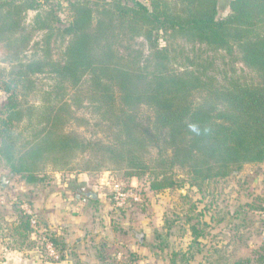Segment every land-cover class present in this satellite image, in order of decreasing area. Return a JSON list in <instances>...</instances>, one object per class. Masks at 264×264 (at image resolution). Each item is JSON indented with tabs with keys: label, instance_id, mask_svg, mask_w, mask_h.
<instances>
[{
	"label": "trees",
	"instance_id": "obj_1",
	"mask_svg": "<svg viewBox=\"0 0 264 264\" xmlns=\"http://www.w3.org/2000/svg\"><path fill=\"white\" fill-rule=\"evenodd\" d=\"M62 1L66 22L56 13ZM51 2L40 10V0H0V40L16 60L12 70L0 71V90L6 95L0 107V163L30 190L44 180L49 165L61 176L105 170H121L127 178L148 174L155 191L185 186L174 178L180 168L188 185L200 191L244 164L264 163V0H231L224 17L218 15L219 0H150L149 6L140 0ZM27 10L38 11L30 31ZM34 30L42 31V55L21 60L19 53ZM159 35H164L162 44ZM53 38L61 42L59 59L52 57ZM139 38L148 45L145 55L136 46ZM177 38L227 56L235 57L236 51V60L256 80L235 77L217 85L188 55L178 71L176 50L168 43ZM43 72L54 80L44 102L20 99L33 89L32 76ZM83 102L106 123L105 137L84 138L67 129L79 121L73 106ZM68 180L72 198L88 199L77 177ZM256 202L240 203L232 213L246 218L260 212L263 200ZM208 206L192 204L194 213L186 218L187 223L196 219L189 225L190 246L200 245L209 234L206 228L216 223L213 215L210 223L204 220ZM16 212L14 235L23 243L32 232L31 216ZM51 239L60 252L66 248L62 238ZM259 250L256 257L234 264L261 263L264 241ZM178 255L181 264H191L195 251L189 246L172 251L170 264ZM197 264L216 262L205 258Z\"/></svg>",
	"mask_w": 264,
	"mask_h": 264
},
{
	"label": "rangeland",
	"instance_id": "obj_2",
	"mask_svg": "<svg viewBox=\"0 0 264 264\" xmlns=\"http://www.w3.org/2000/svg\"><path fill=\"white\" fill-rule=\"evenodd\" d=\"M51 1L40 0L42 5L40 10H47L54 4ZM140 1L144 5H150V0ZM230 1L219 0L218 15L220 17L230 13ZM37 13V10L25 12L27 31L31 30ZM56 13L64 22L69 19L67 7L63 1L62 8ZM162 37L164 35H159L160 44H162ZM41 40L42 31H32V38L23 51H20L19 58L26 60L42 55ZM60 43L59 38H53L50 43L54 59L60 58ZM168 43L170 48L174 47L176 50L177 56L173 66L178 71L188 63L189 60L186 58L188 55L192 61L194 60L197 69L214 77L217 85H224L235 77H239L240 80L255 78L252 71L236 60V51L235 57L227 56L223 50L213 51L205 46L185 42L180 38L169 40ZM136 46L144 55L148 53V45L142 38L136 40ZM13 52V49L8 50L5 42L0 40V71L8 72L13 69L16 64ZM32 79L33 89L25 98L22 95L19 98L25 99L29 104L41 105L54 83L53 75L43 72L33 75ZM5 97V93L0 90V107ZM73 108L76 109L75 113L79 121L70 122L67 126L68 130L84 138L105 137L106 123L97 115L92 105L83 102L81 106H73ZM155 152L156 150L152 149L151 154ZM49 167L50 165L47 167L50 172H46L44 180L39 186L30 190V184L25 183L19 176L11 174L9 169L0 163V264H96L95 260L98 264H170L171 252L185 250L188 246L190 251H195L191 264H197L205 258L216 264H234L240 259L254 257L257 252H260L264 209L253 214L248 213L246 218H243L245 216L242 212L236 214L232 212L240 203L242 205L245 201H252L254 198L257 199V204L261 200L264 203V163L244 164L239 172L210 182L200 191L188 185L185 170L180 168L174 170V178L185 186L155 191L150 189L152 176L148 174L127 178L121 170H105L94 173H72L73 176L65 173L61 176L59 173L55 175L56 173ZM74 177H77L79 181L84 180L89 189H96L105 199L109 196L112 183L116 182L124 186L134 185L140 194V200L124 209L109 208L103 216L101 212L104 211L102 209L104 207L100 208L101 212L98 208L96 210L98 213L93 216V219L89 216V212L83 216L78 214L75 223L66 217L68 226L74 224L70 238L82 237L83 241L86 238L89 242H79L78 248H73L71 256L59 251V259L54 260L47 253L45 240L50 235L52 238H60V236L56 234L58 227L54 224L55 222L50 223L47 218L53 216L55 221L64 222L62 216H65L60 196L65 195V192L60 195L56 189L61 184L62 187H68L70 183L66 179ZM2 178L4 184L1 182ZM68 194L72 196V193ZM72 200L75 201L74 198ZM210 201H213V204L208 206ZM196 202L200 209L203 205L209 207L204 220L210 223L209 217L213 215L216 223L213 222L212 228H206L209 234L200 238V245L191 243L190 246L189 225L195 223L196 219L193 217L191 223H187L186 218L192 217L194 213L191 210L192 204ZM76 208L78 209L76 212L82 213L81 208ZM17 209L23 212L30 210L37 219L36 229H32L28 239L23 243L17 235H14ZM201 225V223L198 224V227L201 228ZM166 237L167 241L163 244L162 238ZM85 245L95 247V252L92 250L89 254H84V257L81 256L80 248L85 247L83 249L87 250L90 248ZM199 247L201 252L196 251ZM181 262V257L178 255L175 264H181ZM256 262L253 261V264Z\"/></svg>",
	"mask_w": 264,
	"mask_h": 264
},
{
	"label": "crops",
	"instance_id": "obj_3",
	"mask_svg": "<svg viewBox=\"0 0 264 264\" xmlns=\"http://www.w3.org/2000/svg\"><path fill=\"white\" fill-rule=\"evenodd\" d=\"M57 175V173L55 174ZM73 176V175H72ZM59 182V181H57ZM78 184H79V188L84 190L86 189L87 191L86 192H90V196L88 195H85L88 199H84V198H80V196H76L74 198V203L73 200H72V197L71 195H69L68 193H71V189L68 187H62L63 185H58L59 187H57L56 190H58L60 192V195L61 194H64L65 192V195H61L60 198L62 200L61 204L63 205L62 207V211L64 213V216H62V219H64L63 221L64 222H59V221H55L56 219L53 217V216H49L47 218V220H49L50 223H53L55 222L54 224L57 225V235L60 236V238H62L64 240V242L66 243V248L63 250V253H68L69 256H71L72 254V251H73V248H78V243H82V242H89V240L87 241V239L85 238L84 241H83V238L82 237H76L75 239H71L70 238V234H71V230H72V227L74 226H68V220L67 219H72V223H75L76 222V216H79L78 214H82V216L86 213L89 214L90 217H92L93 219V216L96 215L98 212H96V210H98L99 208V211H100V208L101 207H104L102 208L104 211L101 212V216L103 215H106V211L109 210V208H111L110 204H109V201H108V198H104V197H101V195L99 194V192L96 191V189H89V187L86 186L85 184V181L82 180V181H79V179L77 180ZM64 184V183H63ZM90 199V200H89ZM75 204H78L77 206ZM74 205V206H73ZM76 207H79L82 209V213H79V212H76V210H78ZM67 217V219H66ZM61 219V221H62ZM75 219V220H74ZM65 226H68L67 228H65ZM81 229L83 228L82 225L79 226ZM62 228V229H61ZM262 232V241H264V229ZM55 234V233H54ZM85 236V235H84ZM261 241V243H262ZM87 246V245H85ZM261 246V245H260ZM87 247H90V246H87ZM85 248V247H83ZM83 248H80L79 252H81V256L84 257V254H89L92 250L95 252V247H90L88 250L87 249H83ZM77 251V250H76ZM95 259V258H94ZM95 263H97V261L95 260ZM255 264H264V260L261 262V263H258L256 262Z\"/></svg>",
	"mask_w": 264,
	"mask_h": 264
},
{
	"label": "built area",
	"instance_id": "obj_4",
	"mask_svg": "<svg viewBox=\"0 0 264 264\" xmlns=\"http://www.w3.org/2000/svg\"><path fill=\"white\" fill-rule=\"evenodd\" d=\"M140 200V194L134 185L124 186L120 183H112L110 186V192L108 196V201L113 209H124L131 205V203L138 202ZM264 209V203H263ZM31 216L30 223L31 227L34 230L37 227V219L30 210L24 212ZM45 246L47 253L54 259H59V250L55 247L52 242L51 235L46 237Z\"/></svg>",
	"mask_w": 264,
	"mask_h": 264
},
{
	"label": "water",
	"instance_id": "obj_5",
	"mask_svg": "<svg viewBox=\"0 0 264 264\" xmlns=\"http://www.w3.org/2000/svg\"><path fill=\"white\" fill-rule=\"evenodd\" d=\"M1 182H2V184H4V179L3 178L1 179ZM86 195L90 196L91 194H90V192H86Z\"/></svg>",
	"mask_w": 264,
	"mask_h": 264
}]
</instances>
